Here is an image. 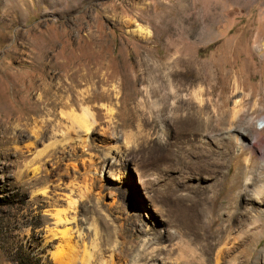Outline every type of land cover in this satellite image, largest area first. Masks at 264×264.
Masks as SVG:
<instances>
[{"label": "rangeland", "instance_id": "rangeland-1", "mask_svg": "<svg viewBox=\"0 0 264 264\" xmlns=\"http://www.w3.org/2000/svg\"><path fill=\"white\" fill-rule=\"evenodd\" d=\"M72 81L113 97L90 104L91 151L52 161L33 104ZM263 199L264 0H0V264H197L223 226L227 260ZM54 210L94 231L50 240Z\"/></svg>", "mask_w": 264, "mask_h": 264}, {"label": "bare ground", "instance_id": "bare-ground-1", "mask_svg": "<svg viewBox=\"0 0 264 264\" xmlns=\"http://www.w3.org/2000/svg\"><path fill=\"white\" fill-rule=\"evenodd\" d=\"M46 86H49V88L46 87L43 90L40 98L34 102L32 110L34 111V114L36 115L39 114L38 117H41V118L44 116L47 117V120L43 123H44V129H45L44 139H46V137L50 139V145L47 148V149H50V152H49L50 154L48 157H50L52 161L57 160L59 158L58 154H61V153L65 154L68 148L71 149L70 152L69 151L67 152V154H69L68 156L71 158L76 157L77 154H75L72 151V148L73 149L75 148V144H78L79 146H82L83 148L91 151L92 147L88 143V141L91 138V135L95 134L97 128L100 127L101 123L99 122L97 115L93 114L90 104H93L94 102L99 103V102L109 101L113 97L112 93L107 90H103V92H97L99 89H96L92 93H89L88 95H84L83 92L78 91V87L80 85L75 84L74 81L70 82L69 84L67 83L62 84L61 82H55L53 85H51V82H50L46 84ZM67 89L68 91L65 92V94L67 95L63 97L62 93H64V90H67ZM171 90L174 91L173 88H171ZM175 92H176V95H178V92L174 91V93ZM68 93L71 94V96ZM73 94L75 95V97H73ZM65 106L69 108L70 111H64ZM75 106H77V108L80 109L79 112L78 110H76L77 108ZM58 109H61L62 117L65 116L66 118L70 120L72 124L70 127H66V124L58 120L57 116H53L54 115L53 111H56ZM38 117H36L35 119L36 121ZM102 130L106 137L110 139H116V137L113 135V133L110 131L109 128L102 129ZM237 133H238V136H237L238 139H242V137L244 138V136H248L247 135L248 133L246 134L242 131H238ZM254 145H257V142H254ZM58 146H59V149H55V147L58 148ZM46 150L40 151L37 154V156H35L34 158L30 160H28L27 158L28 155L25 156L26 159L24 162H25V167L27 171L30 170V168H32L35 163H40V161L42 160L41 157L44 156ZM18 155H20V157H24V154L21 151H19ZM126 161L130 162V159ZM84 163H85L84 166L86 167V162L84 161ZM33 169H32V172L34 173L38 172L37 168H33ZM86 171H87V167H86ZM256 178L258 179V177ZM37 184L40 185L41 182L37 181ZM68 192L70 194V197L68 198V201H69L68 210L78 209L76 205L77 202H75L76 200L71 199V197H73V195L75 194L73 189L69 187ZM37 193H38L37 194L38 196L45 195V191H41V192L39 191ZM52 205L55 207V209H57V207L60 206L58 202L56 203L53 202ZM53 212L54 213L52 216L54 217V220H53V223L50 225V226H53V229L50 231L48 235V238L52 241L55 240L57 236L54 229H57L58 227L64 228V231H61L62 238L60 241H62V243L64 242L65 245L66 244L69 245L70 242L72 241L71 236H72V231L74 230H76L75 234H77L79 239L80 238L82 239L84 237V233L86 231L87 232L94 231L93 228L91 227V223L88 222V218L84 215L81 218H79V216L68 217L66 214L67 213L66 211L54 210ZM261 214L262 213L258 214L259 216H257L254 219L253 229L247 231L245 233L246 236L238 240L237 243L233 242V248H232L233 252L229 254V259L223 260V255L225 254V249L223 250V248L220 249V251H218L216 260L214 259L215 260L214 261L212 259L214 251L217 247L221 246L225 242L232 243V240L228 237L229 227L223 226L221 227L219 231L215 233L214 242L205 246L203 248L202 254L201 253L198 254L200 259L197 264H258V261H257L258 258L255 254H253L252 245L256 244V242L259 240V238L264 233V223L263 224L258 223L259 221L262 220ZM71 223H73L74 226L70 230L68 228V225L69 224L71 225ZM243 246L244 247L247 246L245 249L246 251H243V252L237 251L238 248L243 247ZM191 252L194 253V255L197 254L196 250H192ZM203 254L209 256V258L206 260L203 259ZM89 258L87 259V262H86L87 264H90L91 262ZM135 264H138V262H136ZM185 264H190V263L185 262Z\"/></svg>", "mask_w": 264, "mask_h": 264}]
</instances>
